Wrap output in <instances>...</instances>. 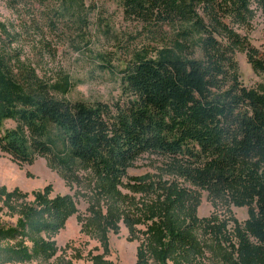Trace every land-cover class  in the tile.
Listing matches in <instances>:
<instances>
[{
	"label": "trees",
	"instance_id": "1",
	"mask_svg": "<svg viewBox=\"0 0 264 264\" xmlns=\"http://www.w3.org/2000/svg\"><path fill=\"white\" fill-rule=\"evenodd\" d=\"M42 1L54 3L56 22L71 24L84 39L83 0ZM252 1L264 12V0H119L124 20L155 42L165 28L170 35L159 48L131 53L120 75L121 95L110 104L68 101L73 88L68 75L43 82L18 57L0 53V151L16 164L41 157L65 180L89 170L103 187L107 216L92 211L84 227L102 249L87 256L90 264H111L108 236L118 231L121 203L113 190L144 154L164 158L166 174L214 200L246 207L248 218L230 232L198 222L182 212L185 189H154L150 183L134 191L146 201L127 205L136 216L122 217L139 242L135 264H196L199 228L220 264H264V86L246 88L234 59L244 52L252 71L264 76V56L233 28L247 26ZM6 122L15 127L6 129ZM48 194L44 190L32 203L17 204L16 192L0 188L2 205L18 215L16 228L0 222V264H44L56 256L51 238L75 210L69 197L48 200ZM141 224L144 230L136 232ZM18 239L22 242L13 247H1ZM82 258L62 255L56 264Z\"/></svg>",
	"mask_w": 264,
	"mask_h": 264
},
{
	"label": "rangeland",
	"instance_id": "2",
	"mask_svg": "<svg viewBox=\"0 0 264 264\" xmlns=\"http://www.w3.org/2000/svg\"><path fill=\"white\" fill-rule=\"evenodd\" d=\"M83 3L88 11V26L81 32L84 39H80L71 24L56 22L54 3L0 0V53L18 57L43 82L49 83L60 75H68L73 83L72 90L65 96L68 101L110 104L121 95L120 75L129 63L131 53L141 48H159L167 44L170 31L165 28L155 42L135 22L124 20L119 0H83ZM249 11L247 26L234 25L233 28L264 56V12L254 1L250 2ZM194 57L199 58L200 54L196 53ZM234 59L238 65L239 80L246 88L264 86V76L252 71L244 52H236ZM14 127L12 122L5 123L6 129ZM165 163L166 160L161 157L149 154L139 156L128 169L121 185L113 190L121 203L116 206L119 210L118 231L108 236L109 255L106 260L111 264L136 262L139 242L131 239L122 217L136 216L127 205L132 201L135 204L146 201V195L134 191L150 183L156 185L154 189L161 185L185 189L188 196L182 212L194 216L198 222L224 225L226 231L230 232L235 225H241L248 218L246 207H235L226 198L214 200L207 192L166 174ZM0 188H4L6 193L16 192L20 197L17 204L32 203L33 196L44 190H49L48 200L56 197H69L72 200L75 212L66 219L62 230L51 238L57 254L44 264H56L62 255L70 259L76 254L83 258L73 261V264H90L87 261L89 254H102L97 239L84 229L93 217L92 211L106 217L108 208L103 187L89 170H77L65 180L62 173L51 168L41 157H36L31 164H16L0 151ZM17 219L18 215L11 214L0 201V222L8 228H16ZM134 229L139 232L144 227L141 224ZM201 231L202 228H199L197 232L201 247L196 264H220L209 237L202 235ZM19 239L6 241L1 247H13L22 242ZM26 247L30 253L31 244L26 242ZM22 264L41 263L31 260Z\"/></svg>",
	"mask_w": 264,
	"mask_h": 264
}]
</instances>
